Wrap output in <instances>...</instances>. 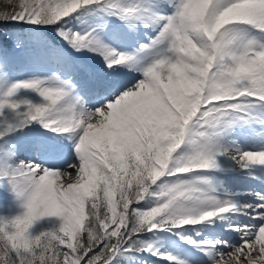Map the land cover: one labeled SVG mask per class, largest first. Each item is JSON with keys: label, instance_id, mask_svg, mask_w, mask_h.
Segmentation results:
<instances>
[{"label": "snow or ice", "instance_id": "snow-or-ice-1", "mask_svg": "<svg viewBox=\"0 0 264 264\" xmlns=\"http://www.w3.org/2000/svg\"><path fill=\"white\" fill-rule=\"evenodd\" d=\"M160 233L264 264V0H0V264H192Z\"/></svg>", "mask_w": 264, "mask_h": 264}, {"label": "bare ground", "instance_id": "bare-ground-1", "mask_svg": "<svg viewBox=\"0 0 264 264\" xmlns=\"http://www.w3.org/2000/svg\"><path fill=\"white\" fill-rule=\"evenodd\" d=\"M84 57L86 58H89V63L87 62V66L89 65H94V67L96 68H102L103 66V63H102V60L97 57V56H94L93 54L91 53H88L86 55H83ZM26 143H28L29 145H31V141H26ZM26 152H29L26 156H30L31 155V151H26ZM40 158H46L45 154H41V157ZM243 176H244V173L241 172L240 173V181L236 184V185H243L245 187H253V186H256L257 184H255L254 181H250V182H247L245 181V179H243ZM219 229V227H216L215 229H212V228H206L204 226H197V230H202L203 231V235L205 237H213V233L215 231H217ZM184 231H188V235H193L194 236V230L189 227L188 229L184 230ZM220 235V234H219ZM166 237V236H165ZM176 237V242L180 243V245H175L174 241H172L170 238L166 237V238H163V239H160V243L163 245L162 247V250H167V251H171L175 254H178L184 258H187L189 259L192 264H201V261L204 259L202 254L199 253L198 251H196L195 249H193L192 247H190L189 245H187L186 243H184L178 236H175ZM198 238H202V237H198ZM174 240V239H173ZM156 264H166V262L164 261H160V260H157L156 258H151ZM153 262V263H154Z\"/></svg>", "mask_w": 264, "mask_h": 264}, {"label": "rangeland", "instance_id": "rangeland-1", "mask_svg": "<svg viewBox=\"0 0 264 264\" xmlns=\"http://www.w3.org/2000/svg\"><path fill=\"white\" fill-rule=\"evenodd\" d=\"M49 36H50V34H51V36L52 37H54L55 36V34H54V32H49V33H47ZM79 60L83 63V64H87V62L89 61V58H86V57H84V56H79ZM89 63V62H88ZM87 66V65H86ZM100 69L101 68H96V67H94V65L92 66V65H89V66H87V70H90V71H92V72H99L100 71ZM77 79H79V80H81V81H84V82H87V80H88V75H87V71H79L78 73H77ZM29 151V150H28ZM29 152H24V153H22L21 155L22 156H26L27 154H28ZM30 154V153H29ZM31 155H32V153H31ZM246 176V173H244V176H243V178ZM245 181H247V182H250L251 180H245ZM255 182V184H257L256 186H253V187H256V188H258L259 189V187L261 186L260 185V182L259 181H254ZM247 188H250V187H245V186H243V185H236L235 186V189L234 190H244V189H247ZM184 234L185 235H188V231H184ZM222 234V232H221V230L220 229H218L217 231H215L214 233H213V237H216V236H220V235ZM151 236V234H148V236L147 237H145V238H148V237H150ZM168 237V238H170L172 241H174L175 243V245H180V243H178V242H176V235H174V234H169V233H160L159 234V238L160 239H163V238H166V237ZM174 239V240H173ZM154 261L152 260V264H156L155 262L153 263Z\"/></svg>", "mask_w": 264, "mask_h": 264}, {"label": "trees", "instance_id": "trees-1", "mask_svg": "<svg viewBox=\"0 0 264 264\" xmlns=\"http://www.w3.org/2000/svg\"><path fill=\"white\" fill-rule=\"evenodd\" d=\"M50 36H51V34H50ZM52 37V36H51ZM58 39V38H57Z\"/></svg>", "mask_w": 264, "mask_h": 264}]
</instances>
